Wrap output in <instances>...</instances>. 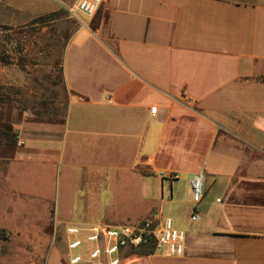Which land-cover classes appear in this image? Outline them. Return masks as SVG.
<instances>
[{
	"label": "crops",
	"instance_id": "obj_1",
	"mask_svg": "<svg viewBox=\"0 0 264 264\" xmlns=\"http://www.w3.org/2000/svg\"><path fill=\"white\" fill-rule=\"evenodd\" d=\"M96 16L90 29L92 17L79 15L64 47L62 116L5 112L23 142L7 173L48 179L58 159L98 164L112 151L114 169L139 179L153 204L145 213L185 233L181 256L148 264H264V0H105ZM31 159L35 169L23 172ZM198 168L203 198L192 222L188 181ZM149 179L166 184L158 205Z\"/></svg>",
	"mask_w": 264,
	"mask_h": 264
},
{
	"label": "rangeland",
	"instance_id": "obj_2",
	"mask_svg": "<svg viewBox=\"0 0 264 264\" xmlns=\"http://www.w3.org/2000/svg\"><path fill=\"white\" fill-rule=\"evenodd\" d=\"M73 1L0 0V127L8 124L16 140L14 147L7 146L4 137L0 140V215L5 209V228H0V249L3 245L4 250L0 264H69V258L75 255L82 258L79 264H87L88 253L96 244L86 242L82 229L93 224H133L152 214L145 213L151 203L141 197L139 179L130 174L121 176L114 169L118 164L109 150L105 156L100 155L98 164L97 159L80 154L71 165H66V156L63 161L58 159L57 172L48 179H13L7 173L5 159H11L15 147L23 146V142L16 137L11 121L5 120V112L14 108L29 121L28 109L38 113L35 120L44 121L65 112L62 54L68 39L81 27L66 12ZM96 15L90 29L98 23ZM36 165L33 159L21 163L25 173L32 172ZM96 165L99 170L105 167V179H93L99 171ZM146 183L148 198L158 205L161 196H166V184L161 189L158 179ZM70 227L78 228L79 234L66 235ZM74 239L81 245L69 251L68 241ZM151 256L162 254L126 251L121 255V264H148L147 257Z\"/></svg>",
	"mask_w": 264,
	"mask_h": 264
},
{
	"label": "built area",
	"instance_id": "obj_3",
	"mask_svg": "<svg viewBox=\"0 0 264 264\" xmlns=\"http://www.w3.org/2000/svg\"><path fill=\"white\" fill-rule=\"evenodd\" d=\"M105 0H74L66 6L69 17L77 19L79 15L93 17ZM186 105H190L189 102ZM151 114H155L156 107H151ZM163 180L175 178L174 174H162ZM203 168H198L190 176L189 202L191 204L190 220L197 222L199 214L196 211L197 205L203 198ZM86 242L96 244V247L89 251L87 264H121V255L130 250L151 248L154 252L166 257H179L184 250V231L178 230L169 217L159 219L146 217L133 224L106 225L93 224L86 229ZM80 230L70 227L66 235L77 236ZM81 241L74 239L68 241V250L80 247ZM82 258L78 255L69 258V264H79Z\"/></svg>",
	"mask_w": 264,
	"mask_h": 264
},
{
	"label": "trees",
	"instance_id": "obj_4",
	"mask_svg": "<svg viewBox=\"0 0 264 264\" xmlns=\"http://www.w3.org/2000/svg\"><path fill=\"white\" fill-rule=\"evenodd\" d=\"M1 62V59H0ZM4 137L5 144L9 147H14L16 144L15 135L11 131V127L8 124H5V126L0 127V140ZM130 251H137L140 253V255H147L150 254L151 251H153L151 248H141L138 250H130Z\"/></svg>",
	"mask_w": 264,
	"mask_h": 264
}]
</instances>
